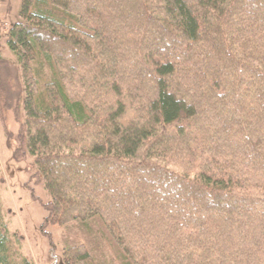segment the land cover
<instances>
[{"label":"trees","instance_id":"trees-1","mask_svg":"<svg viewBox=\"0 0 264 264\" xmlns=\"http://www.w3.org/2000/svg\"><path fill=\"white\" fill-rule=\"evenodd\" d=\"M19 15L5 38L46 222L98 216L129 264H264V0H21ZM39 54L58 76L47 106ZM11 256L0 221V264H30ZM62 259L95 264L81 244Z\"/></svg>","mask_w":264,"mask_h":264},{"label":"rangeland","instance_id":"rangeland-1","mask_svg":"<svg viewBox=\"0 0 264 264\" xmlns=\"http://www.w3.org/2000/svg\"><path fill=\"white\" fill-rule=\"evenodd\" d=\"M20 8L21 0H0V221L8 231L11 257L19 261L22 257L30 264H63V250L81 244L95 264H129L98 216L63 226L46 222L45 205L50 197L42 178L36 175L32 157L20 142L25 120L24 84L20 67L7 48L5 38L8 30L20 22ZM56 15L69 24L70 20L63 13ZM33 69L37 102L47 106L46 85L58 81L55 67L50 59L39 54ZM160 163L182 172L169 163Z\"/></svg>","mask_w":264,"mask_h":264}]
</instances>
